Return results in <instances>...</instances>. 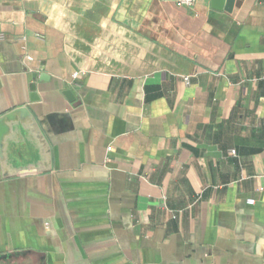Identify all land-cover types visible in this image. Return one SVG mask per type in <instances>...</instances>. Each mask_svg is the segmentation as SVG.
Returning <instances> with one entry per match:
<instances>
[{"label": "crops", "instance_id": "obj_1", "mask_svg": "<svg viewBox=\"0 0 264 264\" xmlns=\"http://www.w3.org/2000/svg\"><path fill=\"white\" fill-rule=\"evenodd\" d=\"M0 35L51 153L0 167V264H264V0H0Z\"/></svg>", "mask_w": 264, "mask_h": 264}, {"label": "water", "instance_id": "obj_2", "mask_svg": "<svg viewBox=\"0 0 264 264\" xmlns=\"http://www.w3.org/2000/svg\"><path fill=\"white\" fill-rule=\"evenodd\" d=\"M234 0H211V8L217 11H225L230 13L232 11ZM30 83L29 90L31 92V101L34 99L36 94V75H30L28 77ZM63 96L70 102L73 100V93L71 91L63 92ZM14 134L16 137L22 136L25 139V143L13 142L11 143L9 139L10 135ZM18 147L17 152L28 155L24 158L16 170L19 168H33L39 165L41 168L37 172H48L51 168V153L50 147L44 134L42 133L38 122L31 113L30 108L26 106H20L8 111L7 113L0 116V167L2 170V178H10L15 176H21L24 174H30L31 171L27 173H22L23 171H16L17 173L7 174L5 169L6 163H8L9 155L11 153L10 147ZM24 148L21 152L19 149Z\"/></svg>", "mask_w": 264, "mask_h": 264}, {"label": "built area", "instance_id": "obj_3", "mask_svg": "<svg viewBox=\"0 0 264 264\" xmlns=\"http://www.w3.org/2000/svg\"><path fill=\"white\" fill-rule=\"evenodd\" d=\"M194 4V0H176V5L181 7V6H191ZM1 35H0V40H1ZM75 78V77H74ZM184 82L187 83L188 82V78H184ZM249 204H252V201H248Z\"/></svg>", "mask_w": 264, "mask_h": 264}]
</instances>
